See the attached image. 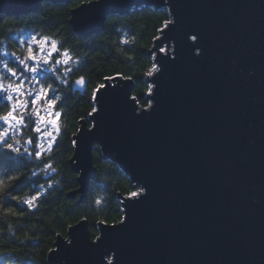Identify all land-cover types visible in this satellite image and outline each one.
Segmentation results:
<instances>
[{"label": "water", "instance_id": "1", "mask_svg": "<svg viewBox=\"0 0 264 264\" xmlns=\"http://www.w3.org/2000/svg\"><path fill=\"white\" fill-rule=\"evenodd\" d=\"M74 1L0 0V23ZM78 6L70 25L84 39L137 8L164 10L170 21L149 51L150 105L138 104L131 78H106L87 118L92 126L81 120L74 138L79 187L71 198L86 200L97 146L140 190L118 196L123 220L99 222L96 239L85 219L57 236L49 263L264 264V0Z\"/></svg>", "mask_w": 264, "mask_h": 264}, {"label": "trees", "instance_id": "2", "mask_svg": "<svg viewBox=\"0 0 264 264\" xmlns=\"http://www.w3.org/2000/svg\"><path fill=\"white\" fill-rule=\"evenodd\" d=\"M90 1L44 3L38 13L9 15L1 20L0 64L5 59L2 51L7 49L12 55L7 65L19 74L23 73L20 63L29 47L19 40L22 32L47 37L57 44L55 68L41 76L40 82L58 102L61 117L56 142L39 159L0 145V264H50L49 252L54 249L57 236L67 237L68 228L85 219L96 239L99 222L113 224L123 220V204L118 196L128 197L135 192L123 170L114 161L103 160L97 146L93 153L97 174L87 198L84 202L80 195L71 198L69 193L79 187L78 175L71 170L74 138L80 121L94 112L95 91L106 78H131L138 104L150 105L146 95L151 86L146 79L154 62L149 51L170 15L151 7L137 8L126 16H111L103 32L79 38L70 25L71 11ZM60 57L67 58L68 63L55 64ZM77 81L83 83L85 90L74 88ZM8 109L1 104V113ZM87 123L92 126L88 119Z\"/></svg>", "mask_w": 264, "mask_h": 264}, {"label": "rangeland", "instance_id": "3", "mask_svg": "<svg viewBox=\"0 0 264 264\" xmlns=\"http://www.w3.org/2000/svg\"><path fill=\"white\" fill-rule=\"evenodd\" d=\"M19 40L29 45L27 55L20 63L23 66L22 74L8 67L7 61L12 55L7 49L2 51L5 59L0 64V106L4 103L9 109L0 112V145L20 150L31 159H39L50 152L60 132L61 111L57 108L58 102L40 82L41 76L55 68L53 56L57 44L47 37L25 32H22ZM34 48L35 51L32 50ZM162 50L167 51V46L164 45ZM67 60L60 57L55 64L61 62L66 65ZM5 77L11 80H4ZM79 89L85 90L84 85ZM27 141H31V146L27 147ZM136 190L133 195L137 193Z\"/></svg>", "mask_w": 264, "mask_h": 264}]
</instances>
